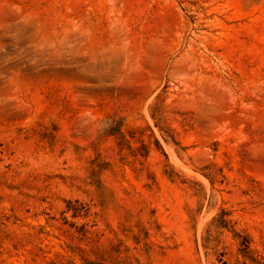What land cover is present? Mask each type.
Instances as JSON below:
<instances>
[{
  "label": "rangeland",
  "instance_id": "rangeland-1",
  "mask_svg": "<svg viewBox=\"0 0 264 264\" xmlns=\"http://www.w3.org/2000/svg\"><path fill=\"white\" fill-rule=\"evenodd\" d=\"M0 264H264V0H0Z\"/></svg>",
  "mask_w": 264,
  "mask_h": 264
}]
</instances>
